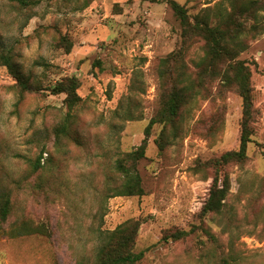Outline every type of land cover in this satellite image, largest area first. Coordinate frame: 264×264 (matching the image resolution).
Instances as JSON below:
<instances>
[{"label":"rangeland","instance_id":"1","mask_svg":"<svg viewBox=\"0 0 264 264\" xmlns=\"http://www.w3.org/2000/svg\"><path fill=\"white\" fill-rule=\"evenodd\" d=\"M174 1L191 17L222 2L230 8L228 0ZM180 33L166 2L39 0L23 8L0 0V191L11 190L15 203L5 228L26 218L50 231L0 238V264H92L99 233L129 220L140 222L137 264H220L229 257L264 264V30L240 55L252 73L254 137L244 165L222 167L231 180L223 211L202 213L213 161L239 149L242 100L218 81L198 89L175 137L167 128L160 140L163 126L152 128L138 165L145 195L107 196L115 161L142 144L162 96L176 84L177 74L160 73L181 47ZM203 55L204 42L193 40L181 61L195 85ZM71 77L81 101L71 112L70 137L59 144L54 128L68 108L65 95L50 90ZM41 155L44 168L34 175L26 159ZM179 231L187 236L170 238Z\"/></svg>","mask_w":264,"mask_h":264},{"label":"trees","instance_id":"2","mask_svg":"<svg viewBox=\"0 0 264 264\" xmlns=\"http://www.w3.org/2000/svg\"><path fill=\"white\" fill-rule=\"evenodd\" d=\"M17 2L23 8H31L39 0H10ZM151 2H166L172 9L181 26V47L162 61L161 78H174L171 88L162 96L161 108L157 115L151 119L145 130L146 137L142 144L134 151L121 154L115 161L114 170L117 175L107 186L108 198L116 197H141L145 195L142 178L138 170L139 162L145 158L148 139L155 125H162L163 132L160 140L166 138V130L170 128L173 136L183 129L186 121V107L190 105L199 94L198 89H205V80L218 81L223 92L236 91L242 100V119L240 146L236 151L224 153L214 160V177L202 213L204 215L220 214L225 207V200L229 194L231 180L228 174L222 173V167L230 164L244 165L248 160V149L253 143L256 111L254 108L253 87L251 82V69L244 60L240 59L241 53L247 50V40L260 34L264 30V0H228L230 8L224 3L218 4L214 9L206 8L191 17L187 9L174 0H143ZM193 40L204 42V55L196 63V85L186 76L183 63L184 54ZM63 46L68 45L67 39H62ZM173 63V64H172ZM174 65V66H173ZM166 82V80H165ZM187 83V84H186ZM24 90L29 87L21 84ZM77 79L66 78L53 86L52 95H65L64 103L68 113L61 123L54 128L57 143L62 138L70 137L73 125L71 112L80 103L77 93ZM195 93L193 94V91ZM129 119L133 120L132 112L128 111ZM165 142L159 144L161 150ZM42 155L36 160L26 159L30 172L36 175L43 170ZM27 182V181H26ZM17 188H22V183H17ZM15 203L11 190L0 191V238H20L31 235L50 236L48 227L44 224L35 225L26 218L15 221L11 228L5 225ZM18 222V223H17ZM140 230V222L129 220L119 225L114 231L100 232L95 258L92 264H137L143 258V253H136V239ZM187 236L186 232L179 231L170 238L180 240ZM233 259L222 258L220 264H233ZM76 264H88L85 258Z\"/></svg>","mask_w":264,"mask_h":264}]
</instances>
